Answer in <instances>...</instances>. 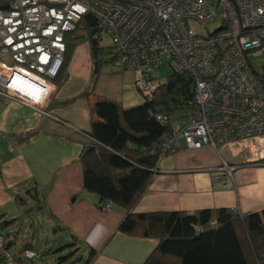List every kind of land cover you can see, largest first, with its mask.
I'll return each mask as SVG.
<instances>
[{
    "label": "built area",
    "instance_id": "obj_1",
    "mask_svg": "<svg viewBox=\"0 0 264 264\" xmlns=\"http://www.w3.org/2000/svg\"><path fill=\"white\" fill-rule=\"evenodd\" d=\"M87 13L97 20L91 37L98 41L104 32L112 40L105 63L133 71L144 99L161 84L152 74L163 58L173 73L191 79V98L174 110L175 119L154 114L168 126L145 150L157 164L182 143L189 149L228 146L248 163H264V69L258 73L250 62L264 54V0H218L217 6L210 0H0V96L36 109L47 102L57 87L66 37ZM216 18L220 27L203 28ZM235 168L221 159L218 180ZM111 206L106 201L103 209ZM5 244L0 228V258L11 262ZM21 254L34 259L39 253ZM257 263L264 264V252Z\"/></svg>",
    "mask_w": 264,
    "mask_h": 264
},
{
    "label": "crops",
    "instance_id": "obj_2",
    "mask_svg": "<svg viewBox=\"0 0 264 264\" xmlns=\"http://www.w3.org/2000/svg\"><path fill=\"white\" fill-rule=\"evenodd\" d=\"M59 77L39 110L0 96V221L7 247L16 255L0 264H65L71 257L59 261V254L75 251L86 258L89 249L96 253L88 264H143L156 240L119 231L127 210L115 204L104 210L99 195L83 186V167L98 150L94 146L84 153L92 145L90 105L101 99L122 108L139 104L134 72L101 60L95 74L90 40L83 35ZM221 159L236 164L223 182L216 170ZM153 173L131 212L264 211V163H248L228 146L189 149L182 143ZM22 249L39 254L30 259Z\"/></svg>",
    "mask_w": 264,
    "mask_h": 264
},
{
    "label": "trees",
    "instance_id": "obj_3",
    "mask_svg": "<svg viewBox=\"0 0 264 264\" xmlns=\"http://www.w3.org/2000/svg\"><path fill=\"white\" fill-rule=\"evenodd\" d=\"M82 36L75 32L67 35L62 69ZM85 36L91 38L89 29ZM99 51L98 47V66L102 59ZM56 80L60 81L59 75ZM192 89L190 78L172 72L153 96L139 105L122 108L107 99L91 103V128L87 134L98 150L95 160L83 167V186L99 195L102 207L110 201L127 210L118 225L119 231L156 240L143 264H258V256L264 252V211L245 215L226 207L192 212L130 211L150 183L157 165V157L145 150L168 130L154 114L172 113L187 103ZM5 249L14 261L16 255L9 251L7 238ZM95 253L89 249L80 264H88ZM63 258L67 256L58 260Z\"/></svg>",
    "mask_w": 264,
    "mask_h": 264
},
{
    "label": "rangeland",
    "instance_id": "obj_4",
    "mask_svg": "<svg viewBox=\"0 0 264 264\" xmlns=\"http://www.w3.org/2000/svg\"><path fill=\"white\" fill-rule=\"evenodd\" d=\"M210 2L215 6H217L218 4V0H210ZM220 26H221V20L219 18H216V19H213L207 22L205 25H203V28L205 30H208L209 32H212L213 30H215L216 28ZM88 29L89 27L87 26V24L84 21H81L75 33L77 35H85L88 32ZM111 42H112L111 38L106 33L100 32V38L98 40V47L100 48L99 55L102 58L101 59L102 61L106 60L109 56V46ZM250 62L252 65H254V68L258 73H262V66H264V54L250 57ZM171 73H172V69L168 65L166 59L163 58L159 65V68L152 75L153 77H155V79L158 82L165 83L166 80L168 79V76ZM143 101H144V98L141 96V101L138 103L141 104ZM139 104H136V105H139ZM177 114H178L177 112L173 111L172 117L175 119L177 117ZM40 218L42 219V217ZM60 256H67V258L71 257L69 260L66 261L65 264H78L81 259L82 261H84V258H81V256L78 253H75V251H68V252L66 251V253H61L58 255V257Z\"/></svg>",
    "mask_w": 264,
    "mask_h": 264
},
{
    "label": "water",
    "instance_id": "obj_5",
    "mask_svg": "<svg viewBox=\"0 0 264 264\" xmlns=\"http://www.w3.org/2000/svg\"><path fill=\"white\" fill-rule=\"evenodd\" d=\"M83 20L85 21V23L89 27V34L91 36L93 34H95L97 32V30H98V28H97V20H96L95 16L93 14H91V13H87V14H85L83 16ZM89 40H90L91 53H92V58H93V71L96 72L97 71V66H98V60H97V56H98V41L94 37H91ZM262 69H264V66H262ZM91 148H93V145H87L85 147L84 153H86Z\"/></svg>",
    "mask_w": 264,
    "mask_h": 264
}]
</instances>
